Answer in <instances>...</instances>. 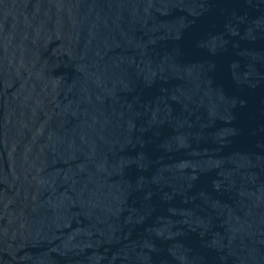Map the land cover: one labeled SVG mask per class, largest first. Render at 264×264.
Listing matches in <instances>:
<instances>
[{"label":"water","instance_id":"95a60500","mask_svg":"<svg viewBox=\"0 0 264 264\" xmlns=\"http://www.w3.org/2000/svg\"><path fill=\"white\" fill-rule=\"evenodd\" d=\"M0 264H264V0H0Z\"/></svg>","mask_w":264,"mask_h":264}]
</instances>
